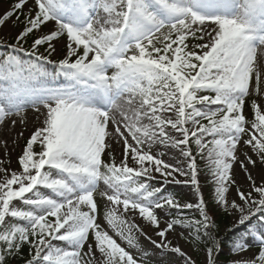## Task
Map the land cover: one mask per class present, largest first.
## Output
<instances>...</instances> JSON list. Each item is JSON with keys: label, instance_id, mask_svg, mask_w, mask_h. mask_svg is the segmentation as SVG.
Returning <instances> with one entry per match:
<instances>
[{"label": "snow or ice", "instance_id": "6c2138e0", "mask_svg": "<svg viewBox=\"0 0 264 264\" xmlns=\"http://www.w3.org/2000/svg\"><path fill=\"white\" fill-rule=\"evenodd\" d=\"M9 24L0 264H138L139 236L184 258L177 228L216 264L213 209L243 229L232 264H264V0H14Z\"/></svg>", "mask_w": 264, "mask_h": 264}, {"label": "rangeland", "instance_id": "374dc122", "mask_svg": "<svg viewBox=\"0 0 264 264\" xmlns=\"http://www.w3.org/2000/svg\"><path fill=\"white\" fill-rule=\"evenodd\" d=\"M14 2V0H0V13L5 12L9 6ZM16 29L12 27L11 24L8 26H5L4 28L0 29V36H7L8 40L5 43H12L14 41V36L16 33ZM6 51H11L10 48L3 46L0 44V58L6 57ZM61 52H63V49L61 48ZM27 117L28 122V129L24 132V138L20 139L19 143L21 147L25 143V139L28 137L29 133L34 129L36 126L35 121V113L32 109H27L25 113ZM17 132L19 133L22 129L19 125H17ZM20 149L18 148L16 150V153L12 154V160L14 162L15 166V158L16 155L19 153ZM255 158L254 154H252ZM234 167L237 170V178L241 179L242 173L239 171V166L234 165ZM261 170V166H257L254 170V174H259ZM183 179V178H181ZM243 183V180H241ZM201 183L204 184V181L201 180ZM167 192H172L174 196L177 198H181L183 200H187L189 202H192L194 200V192L192 190L191 185L186 184H170L167 186ZM214 190L210 188L208 185H204L203 188V194L205 198L207 199L212 195V192ZM232 195L234 196L235 193L233 192ZM213 215H215L216 220L218 218L227 217L228 224L231 227L233 223V218L231 216H227L223 212L213 209L212 212ZM137 223L139 221L137 220ZM225 228H228L226 224H223L221 226V234L226 233ZM181 229L177 228V231L173 234L168 235V239L172 240L174 244H179V246L182 248V251L186 253V257L182 258L179 254H176L172 252L169 248H162L157 247L156 245L152 244L150 240L146 239L143 236H139L138 238V249H129L132 251L133 255L140 258L141 260H144L146 264H184V261L187 257H191V260L195 262V264H206L207 260V253L206 250L201 249L197 247L196 245H193L190 240L184 239V237L180 236ZM149 235L152 236V239L157 240L158 237H156L151 230H149ZM185 235H187V231L185 230ZM122 244V246H126L123 242L119 241ZM258 252V246L251 247L245 254V258H253L254 255ZM216 264H224L220 260H216V255L214 254ZM238 257L236 254H232L231 260L229 261V264H232L233 260H236Z\"/></svg>", "mask_w": 264, "mask_h": 264}, {"label": "trees", "instance_id": "16d2710c", "mask_svg": "<svg viewBox=\"0 0 264 264\" xmlns=\"http://www.w3.org/2000/svg\"><path fill=\"white\" fill-rule=\"evenodd\" d=\"M9 52L10 51H6V54L8 55ZM60 82L63 83L62 78H61ZM168 193L173 194L172 192H168ZM189 214H191V213H189ZM216 223L219 226L218 227L219 240L223 242L221 244V246H220V250L215 253L216 260H220L224 264H229V261L231 260V257H232V254H233L230 251V249L233 246V242L234 241H237L239 239L240 233L243 231V229L241 228L240 230L235 231L234 233H224V234H221V226L223 224H226L228 226V228H230V226L228 224L227 217L218 218L216 220ZM196 246L199 247V248H201V249L206 250L203 244L196 245ZM29 258L30 257H29V253H28V248H27V246H25V247L22 248V250H21V252H20L19 255H13V256L7 257V264H26V261ZM136 258L138 259V264H140V262H142V264H146L144 262V260H141L138 257H136Z\"/></svg>", "mask_w": 264, "mask_h": 264}, {"label": "bare ground", "instance_id": "6f19581e", "mask_svg": "<svg viewBox=\"0 0 264 264\" xmlns=\"http://www.w3.org/2000/svg\"><path fill=\"white\" fill-rule=\"evenodd\" d=\"M17 132V128H15V130L11 133V136H9V133L7 131H3L0 132V135H4V136H9V138L11 139L12 136H15ZM0 155H2V152H0ZM160 238L158 237L157 240H159Z\"/></svg>", "mask_w": 264, "mask_h": 264}]
</instances>
